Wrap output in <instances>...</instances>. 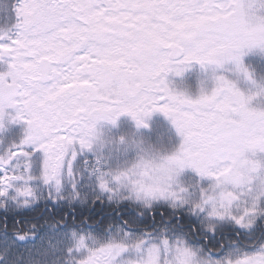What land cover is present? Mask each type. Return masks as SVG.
Listing matches in <instances>:
<instances>
[{
	"label": "snow or ice",
	"instance_id": "obj_1",
	"mask_svg": "<svg viewBox=\"0 0 264 264\" xmlns=\"http://www.w3.org/2000/svg\"><path fill=\"white\" fill-rule=\"evenodd\" d=\"M0 34V264H264V112L224 75L195 99L166 79L243 68L264 45V0H19ZM257 93L256 95H259ZM14 110L11 114L6 110ZM154 112L182 138L160 169L109 167L90 149L97 119ZM190 168L195 178L179 179Z\"/></svg>",
	"mask_w": 264,
	"mask_h": 264
},
{
	"label": "rangeland",
	"instance_id": "obj_2",
	"mask_svg": "<svg viewBox=\"0 0 264 264\" xmlns=\"http://www.w3.org/2000/svg\"><path fill=\"white\" fill-rule=\"evenodd\" d=\"M19 0H0V29H11L18 22L15 8ZM244 71H237L234 62L226 63L223 68L208 66L201 68L195 62L188 66L182 76H175L172 73L167 74V81L171 82L170 87L174 86L177 90L186 91L193 99L197 97L201 87L206 91H210L214 87L213 73L215 75H224L233 81L237 88L246 96L258 93L257 85H264V51L260 48L244 49L241 57ZM7 70V61H0V72ZM185 75H188L185 79ZM203 82V84H202ZM250 108H258L264 110V94L254 96L249 104ZM14 110H6L11 114ZM147 127L141 126L137 129L136 122L128 114L121 115L116 126H112L106 122H101L98 127H102L105 131H109L112 136H120L124 134H136L144 137L158 148L166 151H173L181 143V137L177 134L175 127L170 119L166 118L163 113L154 112L145 121ZM26 124L21 122H13L6 115L3 121V127L0 128V142L4 145L19 139L26 130ZM135 153L128 151H112L106 162L109 167L115 168L125 164L127 161L134 159ZM257 157L264 159V153H257ZM196 173L190 168L182 170L179 179L188 180L195 178Z\"/></svg>",
	"mask_w": 264,
	"mask_h": 264
},
{
	"label": "clouds",
	"instance_id": "obj_3",
	"mask_svg": "<svg viewBox=\"0 0 264 264\" xmlns=\"http://www.w3.org/2000/svg\"><path fill=\"white\" fill-rule=\"evenodd\" d=\"M256 19L257 21L264 22V16L256 17ZM10 31L11 29H0V34H5ZM253 48H260L262 51H264V45H257ZM172 74L177 76L174 72ZM182 75L183 73L179 76ZM168 83L170 87L171 82L168 81ZM214 86H215V81H214ZM257 87L259 89L258 93L264 94V85H257ZM170 88L176 93H181L192 98L186 91L183 90L178 91L177 88L174 86ZM202 90H205L203 86L201 87L197 97L201 94ZM256 94L257 93H253L252 96H256ZM251 109L264 112V110L258 108H251ZM118 118L115 120V122L100 118L97 119L91 127V130L88 135V141L90 144L91 151L98 159L106 161L108 156L112 154L113 150L115 151L122 150L125 153L131 151L135 153L134 159L131 161H127L125 164L121 165L120 167H123L124 165H129L131 167H137L140 165H149L152 168L158 170L164 164H166L169 157L173 156L178 152L182 143V138L179 146L173 151L169 152L166 150H162L161 148H158L157 146L147 141L142 136L136 134H124L120 136H112L109 131H105L102 127H98V125L101 122H106L115 127ZM136 126L137 129H139L141 126L147 127L148 125L146 124V125L138 126L136 123ZM244 159L249 162L250 168L252 165L257 166L254 171H246L244 173L245 178L249 182L255 181L256 187L264 188V159L258 158L256 152H252L250 154L246 153Z\"/></svg>",
	"mask_w": 264,
	"mask_h": 264
}]
</instances>
